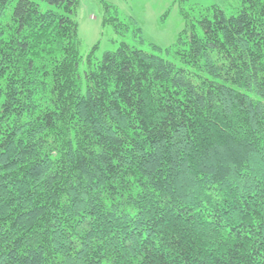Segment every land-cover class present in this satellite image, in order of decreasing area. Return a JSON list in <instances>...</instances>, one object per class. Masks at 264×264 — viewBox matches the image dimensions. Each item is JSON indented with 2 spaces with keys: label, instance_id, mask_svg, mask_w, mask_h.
<instances>
[{
  "label": "trees",
  "instance_id": "trees-1",
  "mask_svg": "<svg viewBox=\"0 0 264 264\" xmlns=\"http://www.w3.org/2000/svg\"><path fill=\"white\" fill-rule=\"evenodd\" d=\"M190 1L168 61L0 0V264H264V0Z\"/></svg>",
  "mask_w": 264,
  "mask_h": 264
},
{
  "label": "rangeland",
  "instance_id": "rangeland-1",
  "mask_svg": "<svg viewBox=\"0 0 264 264\" xmlns=\"http://www.w3.org/2000/svg\"><path fill=\"white\" fill-rule=\"evenodd\" d=\"M19 0H12L10 9ZM232 4L234 8L230 7ZM219 6L229 15L236 14L238 0H191L187 9ZM117 17L127 29L120 33L105 20ZM75 18L79 25L80 54L85 59L95 50L101 60L107 52H115L122 43L159 55L170 61L167 53L178 42L185 22L178 0H80ZM140 29L141 33L137 30ZM158 48L159 51L154 50ZM84 66H82V73Z\"/></svg>",
  "mask_w": 264,
  "mask_h": 264
}]
</instances>
